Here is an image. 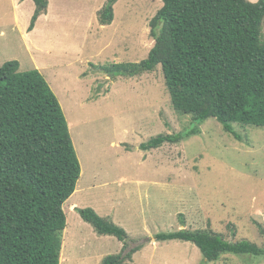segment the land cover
<instances>
[{
	"label": "rangeland",
	"instance_id": "rangeland-1",
	"mask_svg": "<svg viewBox=\"0 0 264 264\" xmlns=\"http://www.w3.org/2000/svg\"><path fill=\"white\" fill-rule=\"evenodd\" d=\"M48 1L30 32L33 0H0V67L16 60L21 72L37 69L69 123L82 172L64 205L60 264H101L122 252L125 243L98 234L82 208L124 228L127 252L142 247L131 264H264L234 255L207 262L192 243L155 238L200 230L264 247V129L236 126L239 141L210 118L198 134L144 151L153 137L195 127L193 116L174 110L161 66L134 77L99 69L148 57L150 23L163 2L119 0L114 21L103 26L108 0Z\"/></svg>",
	"mask_w": 264,
	"mask_h": 264
},
{
	"label": "trees",
	"instance_id": "trees-1",
	"mask_svg": "<svg viewBox=\"0 0 264 264\" xmlns=\"http://www.w3.org/2000/svg\"><path fill=\"white\" fill-rule=\"evenodd\" d=\"M119 0L99 12L101 25L114 21ZM33 31L49 8L33 0ZM150 23L155 45L139 63L100 66L117 77H134L161 66L176 112L192 115L194 126L161 134L141 144L150 151L198 134L216 119L242 141L235 127L264 129V0H162ZM81 164L60 101L37 70L21 72L13 60L0 67V264H60L67 226L64 205L76 191ZM100 235L124 242L122 252L101 264H131L142 247L127 252L128 233L93 208L78 209ZM159 242L194 244L205 261L225 255L264 258V247L248 240L231 242L212 231L159 233Z\"/></svg>",
	"mask_w": 264,
	"mask_h": 264
},
{
	"label": "crops",
	"instance_id": "crops-1",
	"mask_svg": "<svg viewBox=\"0 0 264 264\" xmlns=\"http://www.w3.org/2000/svg\"><path fill=\"white\" fill-rule=\"evenodd\" d=\"M22 1H25V0H22ZM161 1H162V0H161ZM249 1H251V2H257L258 0H249ZM48 9H49V8H48ZM96 12H97V11L94 9V10H93V13L96 14ZM72 206H75V207H76V204L71 205V207H72Z\"/></svg>",
	"mask_w": 264,
	"mask_h": 264
}]
</instances>
